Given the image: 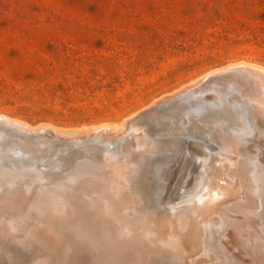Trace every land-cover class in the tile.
I'll return each mask as SVG.
<instances>
[{"label":"rangeland","instance_id":"rangeland-1","mask_svg":"<svg viewBox=\"0 0 264 264\" xmlns=\"http://www.w3.org/2000/svg\"><path fill=\"white\" fill-rule=\"evenodd\" d=\"M243 61L264 68V0H0V114L33 127L50 124L68 130L119 125L206 72ZM248 96L219 91L216 102L204 94L181 105H166L177 107L152 114L155 118L150 115L139 125L156 148L142 170L146 177L141 188L144 203L159 209L155 213L164 209L155 201L168 198L173 184L169 205L187 190L183 186L189 167L175 173L181 154L189 153L195 162L201 159L215 168L221 138L233 132L242 139V172L253 182L252 204L264 206V126L237 118L247 111ZM65 138L80 142L86 135ZM80 144L83 147L46 138L6 141L0 146V178L36 184L41 176H48L52 181L44 177V183L66 186L73 175H95L105 150L96 139ZM204 168L200 175L211 171ZM29 191V196L11 195L5 200L13 208L10 214L16 215L19 230L14 231L26 239L32 229H47L45 217L38 213L49 216L52 208L47 201L39 202L43 196L38 188ZM190 205L184 204L193 209L185 215L194 211ZM75 231L71 225L69 240L95 254L91 264H103L97 252L108 258V264H126L119 252L127 246L118 236L107 249L98 246L89 231L78 235ZM203 231L197 230L198 240ZM33 240L38 250L35 262L42 264L48 246L41 235ZM7 251L0 252V264H12ZM214 255L206 257L211 264H236L230 255L232 261L226 255L218 261Z\"/></svg>","mask_w":264,"mask_h":264},{"label":"bare ground","instance_id":"bare-ground-1","mask_svg":"<svg viewBox=\"0 0 264 264\" xmlns=\"http://www.w3.org/2000/svg\"><path fill=\"white\" fill-rule=\"evenodd\" d=\"M234 69H249L257 73L255 79L258 80V86L250 95L252 97L250 102L251 117L255 124L259 123L264 126V68L244 61L206 72L176 91L161 96L158 100L153 101V104L151 103L149 106L130 114L119 125L58 130L50 124L33 127L20 120L0 114V121L15 125L27 133H48L58 139L86 135L83 141H81L82 139L79 140L81 143H85L88 139L93 141L96 139L102 144L101 149L105 150V152L103 151V162L99 157L103 164L98 166L99 170L95 175L84 173L73 175L67 179L66 186L62 184L55 186L51 182L44 183L42 180H50V178H47L48 176H44L45 179L41 176L42 179L40 178L36 184L33 181L29 182L23 179L8 181L0 178V252L7 249L12 264H36L35 259L38 257V250L34 245L33 238L38 234V236L43 237L48 246L47 249L45 248L46 255H44L43 263L91 264L95 260V254L90 253L88 249L79 244H72L73 241L69 240L67 234L71 225H73L77 235L89 231L97 241V245H106L107 249L113 246L114 236H118L120 241L127 246L121 248V250L119 249L121 259L127 260L126 264H211L210 259L206 258L209 253L215 254L214 256L218 261H222L220 256L224 258V255H226L229 258L228 255H230L236 264H264V206L257 207L252 204L251 194L253 192L250 185L253 182L247 181L242 172L244 160L242 139L237 137L236 134L234 135V132L221 138L223 143L217 152L219 160L216 161L217 166L215 168H213L214 166L208 167V163L203 159L201 162H199L201 159L197 161L199 163L195 162L193 156L189 153L181 154L182 159L175 173H180L182 168L189 167V176L183 186V189L187 188V190L185 189L186 191L182 192L183 196L179 197L176 203L169 205L173 190L172 186H174V184L172 186L169 184L172 190L169 192L168 198L163 196L161 201H155L156 206L164 207L169 211H164V209L161 211L160 209L159 213H155L159 209L152 210L150 205L144 203L143 190L141 189L145 184L146 177L143 176L142 170L153 156L156 148L154 144H151L152 140L146 138V133L139 126L141 123H145L146 120L141 122L139 120L146 114L151 113L152 115L172 109L176 105H161L176 95L195 89L213 74ZM214 96L216 95L214 94L212 97ZM178 125L180 124L178 123ZM170 127L174 129L175 126ZM171 129L169 131L172 135ZM181 130L183 131V129ZM256 131L258 132V129ZM180 134L182 135V133ZM161 138L159 137V139ZM260 138L258 137V141ZM71 142H73L72 138ZM172 144L174 145L173 142L169 145ZM260 146V149H262L263 144H260ZM77 147H83V145H77ZM99 148L96 150L98 151ZM73 149L76 150L77 148ZM99 158L97 161L100 160ZM101 162L98 161V163ZM203 166L206 167L204 169L210 168L212 172L209 171L206 175L205 170V174L200 175L198 172ZM261 180L262 178L259 179V182ZM35 188H38L43 196V198L38 199L39 202L42 204L47 201L49 206H52L51 213H48L49 216L42 211L38 213L39 216L43 215L45 217L43 224L49 231L46 228V230H42L43 228L41 230L32 229L29 231V239H26L17 233L19 227L15 221L16 215L10 214L13 208L7 206L5 200L11 195L22 197L24 194H28L29 196V193H32L29 189ZM166 189L168 188L166 187ZM164 198H167V200H164ZM186 203L195 207H193L194 211L188 215L185 214L193 209L192 207L188 208L189 210L184 208L183 206ZM157 216H162L160 221ZM31 223L29 222L28 225ZM200 228L204 231L200 236L201 240H198L196 232ZM96 254L99 257V262L108 264V258L98 252ZM232 259L229 258V261H232Z\"/></svg>","mask_w":264,"mask_h":264},{"label":"water","instance_id":"water-1","mask_svg":"<svg viewBox=\"0 0 264 264\" xmlns=\"http://www.w3.org/2000/svg\"><path fill=\"white\" fill-rule=\"evenodd\" d=\"M255 74H257L255 71L249 69H234L213 74L195 89H191L187 92L176 95L175 97L163 103L161 106L174 105L177 103L180 104V102H185L186 100L194 99L204 94L212 98L213 100H218L217 93L219 91L247 93L251 95V93H253L256 90V87L258 86V80L255 79ZM214 94L216 96L212 97ZM249 97L250 96L246 97V101H248L246 107L247 111L244 114H240L239 116H237V118L241 122L244 121L249 122V124H251L253 123L251 117L252 109L250 107L252 97ZM150 115L151 113L149 115L146 114L139 120V122L144 121ZM42 138L61 141L62 143L66 139L65 137L58 139L57 137H54L53 135H50L48 133H27L15 125H10L4 121H0V146H2V144H5L6 141H11L13 139H23L35 142ZM66 141L65 143H73V145H82L80 144V142H71V139H66Z\"/></svg>","mask_w":264,"mask_h":264}]
</instances>
